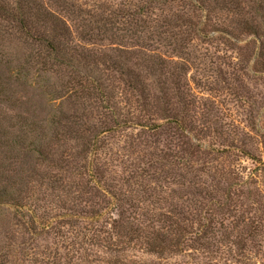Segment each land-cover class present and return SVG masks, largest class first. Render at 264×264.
I'll use <instances>...</instances> for the list:
<instances>
[{
	"label": "rangeland",
	"instance_id": "obj_1",
	"mask_svg": "<svg viewBox=\"0 0 264 264\" xmlns=\"http://www.w3.org/2000/svg\"><path fill=\"white\" fill-rule=\"evenodd\" d=\"M67 1L72 8L82 10L76 20L79 24H93V20H99L103 14L108 15L113 11L132 20L134 13L142 6H151L150 19L171 12L198 21L208 10L210 21L207 28L211 30V39L198 43L200 51H207L209 57L203 55V67L207 65L205 70L201 72L195 68L188 72L197 103L195 111L191 110V116L186 118V124L194 127L196 138L206 146L192 153L191 164L187 167L145 163L161 152L170 135L161 129L116 126L110 113L104 111L103 91L98 93L92 90L91 95H86L85 91L78 90L77 97L74 96L75 109L86 125L95 126L92 129L96 130L106 122L113 129L99 138L96 154L85 153L88 158L75 155L82 146L80 140L67 139L55 145L57 153L53 158H59L58 152L62 151L72 156L59 162V168L52 163L40 164L31 148L40 145V138L35 132L40 136L39 126L45 124L42 120L48 111L55 109L49 102L51 97L36 88L35 84L30 87L26 69L10 78L8 65H0V264H264V245H260L264 233L257 236V249L249 250L248 258L238 256V262L232 258L235 252L230 253L226 246L195 250L188 247V244L193 246L191 243H181V254H174L165 260L145 253L142 245L140 248L131 245L132 248L120 253L121 258L108 254L101 245L92 244V239L85 234L83 225H87V222L81 223L78 229H72L73 232H70L69 225L62 227L53 224L49 228L40 225L45 222L43 220L64 211L60 207L58 191L52 188V183L47 184L48 178L54 180L56 175L68 183L75 182V185L82 186L79 172L86 170L82 164L86 166L90 159H94V165L105 170L103 174L111 184L123 188L128 195L132 193L134 199L149 197L146 205L155 215L162 213L177 221L184 216L193 217L186 204L195 198L199 207L213 206L219 216L220 207L212 203L224 200L223 194H226L231 199L232 207L229 209L231 213H226V216L239 219L246 216L264 223V63L259 57L257 59L259 35L237 31L236 39H230L226 34L214 31L232 29L233 24L229 26L232 20L235 22L247 14L256 19L255 24L261 26L260 32L263 34L264 0H239L241 8H244L242 16L226 12L223 0H200L202 3L194 5L195 9L192 7L189 14L186 10L190 7L183 6L179 0ZM154 2L157 4L154 5ZM204 8L207 10L202 12ZM121 15H117L118 20H124ZM1 33L0 46L9 58L24 59L27 51L21 45L20 34L11 29L1 30ZM259 38L263 40V37ZM3 60H6L5 57ZM229 64L232 67L230 71L234 69L235 74L228 77L231 87L227 89L225 86L230 84L224 82L216 70L221 66L229 71ZM88 68L93 72L78 67L81 75H101L91 65ZM73 77L78 81L80 75L74 72ZM103 81L102 77L100 83L103 84ZM105 84L111 94V81H105ZM113 92L111 96L116 103L112 108L115 110L113 117L120 120L128 115L129 108L125 102L118 103L119 94L116 96L114 88ZM27 115L28 121L37 125L34 134L21 126L23 117ZM148 116L156 117L150 113L146 119ZM199 168H202L201 171ZM85 177L83 174L82 179ZM204 180L207 182L203 183ZM209 184L226 191L211 188L210 194L218 197L212 200L209 194L202 197L191 193ZM114 190L119 192L117 188ZM19 193L20 196L16 197ZM84 198L91 200V197ZM101 205V226L106 229L109 228L107 222L117 218L118 213L115 207L106 208L104 202ZM171 208L173 213L169 211ZM192 213L195 214L196 210ZM194 225L197 226L196 223Z\"/></svg>",
	"mask_w": 264,
	"mask_h": 264
},
{
	"label": "trees",
	"instance_id": "obj_2",
	"mask_svg": "<svg viewBox=\"0 0 264 264\" xmlns=\"http://www.w3.org/2000/svg\"><path fill=\"white\" fill-rule=\"evenodd\" d=\"M223 1L226 12L244 15V8H241L239 0ZM179 2L190 7L186 10L188 14L192 7L195 9L194 5L202 3L200 0ZM150 7H140L132 20L117 14L124 18L118 20L113 11L108 15L103 14V18L99 20H93V24H79L76 20L82 10L72 8L67 0H0V34L1 30H15L20 34L21 45L27 51L22 60L9 58L0 46V65H8L6 67L10 78L26 69L30 87L35 84L36 88L50 95L49 102L55 107L42 120L45 124L39 126L40 136L35 132L41 141L36 148H31L37 155V162L52 163L59 168V162L66 161L71 154L62 151L58 152L59 158H53L57 153L55 145L60 142L62 144L67 139L80 140L82 146L75 155L88 158L85 153L96 154L99 138L113 129L106 122H103L102 128L96 130L95 126L92 129L86 125L75 109L74 96L77 97L78 90L85 91L86 95H91L92 90L98 93L103 91L101 97L105 103L104 111L110 113L116 126L161 129L170 135L165 147L160 149L161 152H157L155 158L145 163L187 167L191 164L189 161L192 153L199 152L201 147L206 146L196 138L194 127L186 124V118L191 116V110L195 111L197 103V95L192 90L188 72L195 68L202 72L207 66L203 67L202 61L203 55L208 58L209 54L207 51H200L198 42L204 43L211 39V30L208 31L207 28L210 13L206 8L201 9L202 12H207L198 21L190 16L185 18L182 14L171 12L150 19V12L153 11ZM75 12L78 14L74 15ZM255 22L253 16L245 14L235 22L232 20L229 24H233L232 29L214 31L222 32L230 39H236L237 31L259 35L257 59L259 57L264 63V33L261 34V26ZM259 37H263V40ZM4 57L6 60H3ZM214 61L217 62L215 59ZM89 65L103 76L81 75L78 67L93 72L88 68ZM228 68L229 71L218 66L216 71L224 82L230 84L225 86L230 89L231 82L227 79L235 71H230V64ZM74 72L80 75L78 81L73 77ZM102 77L103 84L100 83ZM105 81H111L112 95L113 88L116 96L119 94L118 103L125 102L129 108L128 115L120 120L113 117L115 110L112 108H115L116 103L107 91ZM150 113L156 117L148 116L146 119ZM23 118L21 126L28 133L34 134L37 125L28 121V115ZM82 166L86 167V170L79 172V183L82 186L75 185V182L68 183L63 177L56 175L54 180L48 178L47 184L52 183V188L58 191L60 207L64 211L43 220L45 222L40 225L43 228L53 227V224L62 227L69 225L70 232H73L72 229H78L81 223L87 222V225H83L85 234L92 239V244L101 245L108 254L121 258L120 253L132 248L131 245H138L139 248L142 245L141 249L145 253L166 260L174 254H181V243H191L193 246L188 244V247L195 250H212L214 247L226 246L230 253L235 252L236 255L232 254V258L238 262V256L248 258V251L257 249V236L264 233V223L260 219L226 216V213H231L229 209L232 208L229 195L223 194L224 200H215L212 203L220 207L219 216L213 206L199 207L197 199L189 197L191 203H187L186 208L194 216H184L177 221L172 216L161 215L162 213L153 214L146 205L149 197L134 199L132 193L128 195L123 188L111 184L103 174L105 170L94 165V159L88 160L87 165ZM83 174L86 175L84 180ZM137 176L141 177V174ZM205 182L207 180L203 183ZM211 188L224 193L226 191L209 184L191 193L202 197L209 194L211 200L218 198L210 194ZM143 192L147 194L145 190ZM84 197H91L93 202ZM103 202L106 208L115 207L118 213L117 218L107 222L109 228L106 229L101 226ZM172 209L169 211L173 213ZM195 210L196 213L193 214ZM194 223L197 224L196 227ZM260 245H264V240Z\"/></svg>",
	"mask_w": 264,
	"mask_h": 264
}]
</instances>
